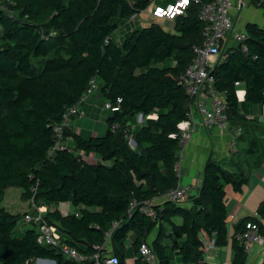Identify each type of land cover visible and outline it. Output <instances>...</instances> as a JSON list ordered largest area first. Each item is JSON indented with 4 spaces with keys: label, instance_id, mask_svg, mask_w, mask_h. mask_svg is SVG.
<instances>
[{
    "label": "trees",
    "instance_id": "obj_1",
    "mask_svg": "<svg viewBox=\"0 0 264 264\" xmlns=\"http://www.w3.org/2000/svg\"><path fill=\"white\" fill-rule=\"evenodd\" d=\"M210 1L190 0L166 25L150 15L165 0H0V203L16 187L31 207L23 213L0 207V264H93L66 256L61 245L89 258L114 257L116 264H150L141 243L151 248L154 264H212L211 242L229 246L232 257L223 264L252 260L235 234L256 218L230 221L225 199L226 186L240 192L247 184L244 171H228L209 157L196 195L180 203L162 198L180 183L177 125L190 102L180 78L193 46L202 43L199 11ZM251 3L264 13V0ZM141 12L150 21L115 40L119 25ZM244 31L247 38L224 46L211 71L228 127L241 130L249 121L238 90L245 103L264 105V24L248 21ZM93 80L90 96L117 108L108 110L105 133L85 138L68 125L62 139L72 144L50 154L54 127L67 108L84 102ZM257 147L251 140L247 150ZM148 201L154 217L142 209ZM67 204L72 210L63 211ZM35 206L47 207L42 218L60 245L38 242L37 224L24 219L36 214ZM255 211L264 216V199ZM19 221L32 227L21 232Z\"/></svg>",
    "mask_w": 264,
    "mask_h": 264
},
{
    "label": "built area",
    "instance_id": "obj_2",
    "mask_svg": "<svg viewBox=\"0 0 264 264\" xmlns=\"http://www.w3.org/2000/svg\"><path fill=\"white\" fill-rule=\"evenodd\" d=\"M190 0H175L174 3L166 5H154L151 8L150 15L152 18H162L172 20L178 14H181L188 6ZM235 0H211L202 4L199 11V18L205 23L202 30V43L193 46V59L185 68L181 75L180 83L184 86L187 95L190 97L186 118L178 123L179 136L181 145L187 142L196 130L195 114L201 116L202 124L207 128L217 127L219 129L228 128L226 119V103L222 93H219L214 88V79L211 71L220 59L222 48L227 46L225 42H241L247 38L244 30L235 27L233 22V13ZM239 86V83H235ZM96 88L95 81L87 89V92L82 96L81 101H84L88 96L94 93ZM107 110H116L105 103ZM76 105L66 109L63 114V120L60 124L54 127L56 142L51 149L50 154L54 150L66 147L67 143L62 139L64 127L69 125L70 119L78 114ZM234 134L240 132V128H232ZM231 130V131H232ZM175 136V134H172ZM234 144V143H233ZM176 171L179 176L180 162L177 161ZM189 197L188 189L185 185L178 183V186L162 196L165 200H170L175 203L187 201ZM153 201L145 202L142 207L143 211L149 216L154 217ZM46 206H35L36 214L30 213L24 215L26 221H34L38 227V242L42 244H51L54 246L60 245V237L56 233L54 227L45 223L42 215L46 212ZM252 216L255 221H250L245 224V228L241 232L235 234L236 240L243 246L248 259L256 258L260 262L264 261V234L261 229H264V216H261L255 210ZM234 220V214L230 213V221ZM214 245L211 242L209 251L214 250ZM62 252L76 261L90 259L93 264H116L114 257L103 258L99 252L92 255L91 258L79 253L75 248L67 245H61ZM139 253L150 264H154V256L151 248L146 243H141ZM25 264H32L27 262ZM37 264V263H36ZM38 264H40L38 262ZM248 264V261L247 263Z\"/></svg>",
    "mask_w": 264,
    "mask_h": 264
},
{
    "label": "crops",
    "instance_id": "obj_3",
    "mask_svg": "<svg viewBox=\"0 0 264 264\" xmlns=\"http://www.w3.org/2000/svg\"><path fill=\"white\" fill-rule=\"evenodd\" d=\"M165 2L171 3L173 0H165ZM232 13L233 22L238 29L244 30V25L248 21L264 24L263 9L258 6V3L257 5L252 4L251 0H235ZM147 19L149 18L147 17ZM138 24H140L139 18H135L134 21L127 23L124 29L133 28ZM119 33L123 34V30H120ZM230 43V41L229 43L226 41L225 45H230ZM237 97L241 111L249 121L246 129L242 128L238 134L233 135L231 125L226 129L207 128L202 124L201 116L195 114L196 130L192 137L182 144L179 152V181L187 187L190 196L198 193L202 181L203 165L209 157L223 163L228 171H244L248 182L240 192H233L230 186L225 188L227 209L229 213L234 214V220L252 214L258 203L264 199V105L245 103L243 101L244 89L238 90ZM101 105L102 101L98 95L88 96L78 106L80 113L70 119L71 130L75 131L81 122L91 126L92 123L98 122L95 118L100 119V115L102 116L104 112L107 115L108 110L102 108ZM80 134L85 138L89 137L82 132ZM251 140L258 142V149L255 152L247 150ZM71 144L72 141L69 139L67 145ZM238 160L240 163L236 164L235 161ZM249 202L254 204L253 208L251 205H247ZM72 208L71 204L62 206L63 211H70ZM23 212H26V209ZM19 225L21 228V224ZM231 257L232 252L229 246L221 249L215 247L213 251H209L206 260L224 263ZM248 264H260V261L253 258L248 261Z\"/></svg>",
    "mask_w": 264,
    "mask_h": 264
},
{
    "label": "rangeland",
    "instance_id": "obj_4",
    "mask_svg": "<svg viewBox=\"0 0 264 264\" xmlns=\"http://www.w3.org/2000/svg\"><path fill=\"white\" fill-rule=\"evenodd\" d=\"M166 4H169V3H166ZM137 18H139V21H140V24H138L139 26H144V25H146L150 21L149 19L146 18V14H144L142 12L139 15H137ZM170 23H171L170 20H167L166 21V19H165V23L164 24L169 25ZM167 28H169V27H167ZM120 30H123V34H122V36H123L125 33H127L128 31L131 30V27H129L127 30H125L124 29V25H119L118 29L113 34V38L115 40L117 39V36H120L121 35L119 33ZM101 107L104 108V105H101ZM107 115H106V112H104V114L102 116L100 115V117H99L100 119L95 118V120H97L98 122L97 123L96 122L92 123L93 125H91V126H89L90 124H87L85 122H81L80 123V126L78 124L77 128L75 129V131L78 132V133L79 132L80 133L82 132L85 136L87 135L89 137L91 135L94 136V135H100L102 133L104 134L105 133L104 130L106 129L105 128L106 127L105 126V118H106L105 116H107ZM84 157L87 158V159H89L88 156H84ZM235 163L236 164H239L240 161L239 160L238 161H235ZM223 166H224V168L226 167L225 165H223ZM20 193H21V190L19 188H16V187H11V188L6 189L5 195L3 197V200L0 203V207L1 206L5 207L11 213H22L23 210H25V209H26V211H29L31 207H29L28 201L21 199ZM247 205H251L252 208L254 206V204L253 203L251 204L250 202ZM252 208H250V210ZM19 224H21V228L19 227L20 226ZM31 227H32L31 224H29V223L22 224L19 221L18 222V225H17V230H19V231L22 232L25 229L31 228ZM129 254H131V256H132V253L131 252ZM210 263H212V264H223V262L220 263L219 261H212Z\"/></svg>",
    "mask_w": 264,
    "mask_h": 264
},
{
    "label": "water",
    "instance_id": "obj_5",
    "mask_svg": "<svg viewBox=\"0 0 264 264\" xmlns=\"http://www.w3.org/2000/svg\"><path fill=\"white\" fill-rule=\"evenodd\" d=\"M131 143H132V145L134 144L133 142H131ZM43 262L45 264H54V261H49V260H43Z\"/></svg>",
    "mask_w": 264,
    "mask_h": 264
}]
</instances>
